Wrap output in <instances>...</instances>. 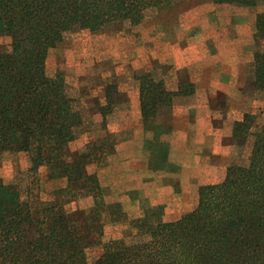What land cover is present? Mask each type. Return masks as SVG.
I'll use <instances>...</instances> for the list:
<instances>
[{"label":"trees","instance_id":"trees-1","mask_svg":"<svg viewBox=\"0 0 264 264\" xmlns=\"http://www.w3.org/2000/svg\"><path fill=\"white\" fill-rule=\"evenodd\" d=\"M183 1L0 0V38L10 42L0 48V155L23 153L28 174L36 176L44 168L47 183L63 184L47 201L23 200L17 186L0 180V264H90L85 251L99 244L106 213L112 224L128 223V229L106 243L91 264H264V122L256 125V117L246 114L233 124L232 142L239 155L248 149L247 163L232 164L220 183L201 186L192 212L165 223L157 206L129 219L119 203L104 204L107 191L95 173L87 172L110 156L112 136L106 133L71 150L84 116L63 75H46L47 55L66 35L137 27ZM205 1L255 9L253 40L259 47L264 42V0ZM164 75L155 63L135 77L145 125L168 116L175 97L194 92L184 82L176 93L167 91ZM247 75L243 92L250 97L264 93V51L254 52ZM104 97L99 112L105 128V117L128 100L116 83L105 86ZM165 149L158 151L159 160ZM84 199L88 207L80 205Z\"/></svg>","mask_w":264,"mask_h":264},{"label":"crops","instance_id":"crops-1","mask_svg":"<svg viewBox=\"0 0 264 264\" xmlns=\"http://www.w3.org/2000/svg\"><path fill=\"white\" fill-rule=\"evenodd\" d=\"M239 12L221 13L207 3L175 25L153 20L140 24V42L116 40L121 50L117 90L126 95L128 104L105 117L104 134L111 135L114 143L107 164L92 173L107 191L104 202L119 203L129 219L157 206L164 209L165 223L192 212L198 189L220 183L240 157L232 142L233 124L246 114L256 117V125L264 122V93L250 97L243 92L255 52L257 12ZM190 18L198 22L190 23ZM155 63L164 68L167 91L176 93L184 82L193 85L194 92L175 97L168 116L145 125L135 77L151 71ZM100 98L104 105V93ZM162 148L165 158L159 160Z\"/></svg>","mask_w":264,"mask_h":264},{"label":"rangeland","instance_id":"rangeland-1","mask_svg":"<svg viewBox=\"0 0 264 264\" xmlns=\"http://www.w3.org/2000/svg\"><path fill=\"white\" fill-rule=\"evenodd\" d=\"M206 4L205 0L183 1L170 9L160 12L158 15L152 14L143 24L153 20L158 23L175 25L189 11H194L196 8ZM215 7H219L221 13L229 14H240L239 11L247 9L228 5H215ZM248 10L253 12L255 9ZM189 20L190 23L198 22L197 18H190ZM137 29V27L129 26H112L100 34L80 31L66 35L60 45L49 51L45 62L46 75L49 78H53L57 73L63 75L69 93L74 99L75 108L84 116L81 135L76 142L71 144V150H80L85 145L83 142L102 140L105 137V128L97 113L100 114L99 110L103 106L99 99L105 93L104 85L108 84V82L109 84L116 83V86L118 85L116 69L117 65L120 66L118 58L121 55V50L116 47L115 43L116 40L123 38H130L134 42L135 40L140 42L141 36ZM9 43V39L0 38V48L7 49ZM253 43L255 51L260 50L261 45H264V42H262L259 47L254 40ZM91 46L94 48H91ZM118 107H121L119 103ZM94 114L96 116H93ZM109 143H114L113 137ZM243 152L240 157L237 156L236 160L238 164L246 165L248 149L246 148ZM108 158L103 159L100 162V166L106 165ZM94 168V166L87 168V172L92 173ZM28 169L29 162L25 154L4 153L0 155V180L5 185L17 186L23 200L38 199L47 201L50 199L51 192L63 185L61 182L47 183L44 180V168H40L36 176L28 174ZM79 203L82 207H88L90 201L84 199L80 200ZM104 204L106 203L104 202ZM70 207L72 205L68 206L67 209L72 210L73 208ZM102 221L103 230L99 244L93 245L85 251L86 261L90 264L101 256L103 246L106 243L122 238L128 229V223L112 224L107 213L104 214Z\"/></svg>","mask_w":264,"mask_h":264}]
</instances>
